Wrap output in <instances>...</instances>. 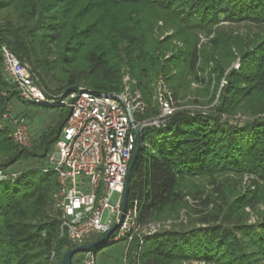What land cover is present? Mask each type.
Here are the masks:
<instances>
[{
	"label": "trees",
	"instance_id": "16d2710c",
	"mask_svg": "<svg viewBox=\"0 0 264 264\" xmlns=\"http://www.w3.org/2000/svg\"><path fill=\"white\" fill-rule=\"evenodd\" d=\"M212 32L199 43L200 33ZM1 44L30 65L48 93L70 86L121 92L127 75L143 103L137 119L158 113L159 75L174 97L203 84L195 92L209 95L207 102L224 78L207 113L177 110L164 125L142 129L128 206L137 200L140 224L177 218L183 208L187 219L142 242L134 238L125 264H264V116H257L264 113V0H0ZM12 90L0 52V121L10 101L22 102ZM238 111L252 118L231 124L222 117ZM66 116L30 148L0 127V168L44 159ZM45 165L0 180V264H61L76 246L60 235L56 175Z\"/></svg>",
	"mask_w": 264,
	"mask_h": 264
},
{
	"label": "built area",
	"instance_id": "2783aa9c",
	"mask_svg": "<svg viewBox=\"0 0 264 264\" xmlns=\"http://www.w3.org/2000/svg\"><path fill=\"white\" fill-rule=\"evenodd\" d=\"M0 52L3 69L20 101L66 109L65 122L53 149L46 154L42 170L56 175L52 201L60 220V235H66L74 245L98 239L121 214L125 177L137 141L134 127L142 130L164 125L180 109L177 99L159 76L153 94L158 113L137 119L143 103L137 90L129 93L128 77L121 92L77 86L64 95L48 93L30 65L20 61L6 44L0 45ZM4 124L10 125L9 135L16 144H30L27 119L13 111L10 103L1 115L0 127ZM10 175L0 168V180ZM114 193L117 197L112 201ZM160 229L159 223H139L138 202L134 200L127 205L120 225L108 239L122 241L128 247L134 238L142 242L145 236ZM81 254V264H96L92 250ZM50 258L54 259L53 253Z\"/></svg>",
	"mask_w": 264,
	"mask_h": 264
},
{
	"label": "rangeland",
	"instance_id": "374dc122",
	"mask_svg": "<svg viewBox=\"0 0 264 264\" xmlns=\"http://www.w3.org/2000/svg\"><path fill=\"white\" fill-rule=\"evenodd\" d=\"M159 24H161V22H159ZM233 27L237 31H244V29H245V27L242 25H237V26H233ZM170 33H171V30H166L163 35L170 34ZM212 36H213V32L210 33L209 35H205L204 33H200L199 34V43H205ZM238 61H239L238 59L235 60V62L232 64L233 67L238 66ZM210 65H211V63L209 64V66H208L209 68H207V71L210 70ZM159 76L164 79L163 76H161V75H159ZM126 77H128V76L126 75L123 78L124 83H125ZM164 82L168 87V84L165 81V79H164ZM127 83H128V87H129V93L133 94L132 93L133 92L132 91L133 90L132 82L127 80ZM225 83H226V81L224 80V78H222L220 83H219L218 89L215 93L214 100L211 102L210 101L207 102L209 95L199 94L198 92H195L196 88L202 87L204 85L200 84V83L192 82L190 85L191 92L183 93V94H180L179 96L175 97L177 99L176 100L177 106L180 108L178 110H187L190 112V114H193L196 111L207 113L216 104L220 88ZM49 86H50V84H49ZM124 87H123L122 91H124ZM168 89L170 92L173 93V90L171 88L168 87ZM156 90H157V86L154 85V91H153L154 94H155ZM153 100H154V97H153ZM9 103L11 104L13 111H16V113L18 112L20 115H23L27 119V124L29 126V131H30V135H31V141H30V144L28 143L27 145H23V146L19 145L20 147H24V148H30L32 146V144L37 141V140L35 141V139L38 138V136L41 134V132H43L49 126L54 124L55 119L60 115V113L66 114V112H67L66 109L63 107L46 108L45 106H42V105L23 104L22 102H19L16 100H12ZM257 116L263 117L264 113H259ZM222 117L226 118L228 120V122L231 124H235V123L240 124V123L252 118V116H250L248 113H242V111H238L236 114H232V115H228V116L226 114H222ZM4 127L9 128L10 125L4 124V126H2V128H4ZM53 147H54V145H53ZM53 147H52V149H53ZM45 164H46L45 158L44 159L28 160V161L23 160V161L17 162L16 164H13L10 167H7L5 169V172L8 173L9 175L11 174L9 176V178L14 179L16 176L19 175V173L21 171L27 170L29 168H34L36 166L42 167ZM249 180L250 179L247 176L243 177V183L244 184L249 183ZM116 197H117V194L114 193L111 197L112 201H115ZM186 199L188 200L189 204L196 206L197 201H194L189 196H186ZM246 210L249 211V221H254L256 218V215L249 208H246ZM186 214H187V209L183 208L180 210L179 216L177 218L173 217V218H166V219H160V220L156 219V220H152L151 223H159L161 229L162 228H169L175 222H185L187 219ZM106 215L107 214L105 213L104 217H106ZM93 240H95V239H91V240H89V242L93 241ZM108 242H110V239H108L106 241V243H108ZM127 248L128 247L125 246V244L122 241H116V242L110 243L107 246H104L103 248L95 250L94 255H95L96 264H102V262H105V263L108 262L110 264H125L124 254H125ZM81 253L82 252H79V253H76L74 255V257H73V263L74 264H81V256H82ZM53 260L54 259L51 260V258H50L51 262ZM193 264H203V262H193Z\"/></svg>",
	"mask_w": 264,
	"mask_h": 264
},
{
	"label": "water",
	"instance_id": "95a60500",
	"mask_svg": "<svg viewBox=\"0 0 264 264\" xmlns=\"http://www.w3.org/2000/svg\"><path fill=\"white\" fill-rule=\"evenodd\" d=\"M75 88H77V86L67 87L66 89H64L62 91V95L66 94L67 92H69ZM132 123L134 124V121H132ZM134 132H135L136 138H137L136 147H135V150L133 152L131 161H130L129 166H128L127 174L125 177V185H124V191H123L121 214L119 216L118 221L115 222L114 225H112L107 232H105L103 235H101L100 238L93 240V241H90V242L80 244V245H76L70 249H67L62 256L61 264H72L71 258L75 253L88 251V250L93 249L94 247H98V246L106 243V241L108 240L111 233L120 225L122 218H123V212L125 211V209L127 208V205H128V192H129V182H130V176H131V169H132L134 163L136 162V160L138 158V153H139V150L141 148V144H142V140H143L141 129H139L138 127L135 126Z\"/></svg>",
	"mask_w": 264,
	"mask_h": 264
},
{
	"label": "crops",
	"instance_id": "0c3cea01",
	"mask_svg": "<svg viewBox=\"0 0 264 264\" xmlns=\"http://www.w3.org/2000/svg\"><path fill=\"white\" fill-rule=\"evenodd\" d=\"M102 264H110V263H108V262H107V263H105V262H102Z\"/></svg>",
	"mask_w": 264,
	"mask_h": 264
}]
</instances>
